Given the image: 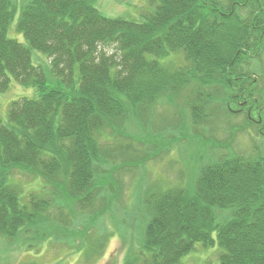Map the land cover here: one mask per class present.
<instances>
[{"label": "trees", "instance_id": "16d2710c", "mask_svg": "<svg viewBox=\"0 0 264 264\" xmlns=\"http://www.w3.org/2000/svg\"><path fill=\"white\" fill-rule=\"evenodd\" d=\"M145 7L135 21L107 17L89 0H29L15 23L24 44L7 36L15 9L0 0V95L12 80L36 91L11 101L0 121V237L15 242L28 229L38 237L31 228L47 221L57 198L92 222L109 214L121 194L114 172L140 162L136 142L115 128L151 125L154 107L177 108L176 97L189 119L176 113L162 129L178 118L184 128L207 125L220 101L247 110L245 123L264 137V107L242 70L264 49V0H146ZM31 51L46 56L55 86ZM178 54L184 64L161 61ZM17 171L41 179L51 197H21ZM149 196L141 242L123 264H178L196 242L217 243L218 264H264V155L209 159L190 188ZM97 243L86 247L87 261Z\"/></svg>", "mask_w": 264, "mask_h": 264}, {"label": "rangeland", "instance_id": "374dc122", "mask_svg": "<svg viewBox=\"0 0 264 264\" xmlns=\"http://www.w3.org/2000/svg\"><path fill=\"white\" fill-rule=\"evenodd\" d=\"M28 1L10 0L15 14L7 29L9 38L24 44L25 39L16 31L15 23L21 7ZM89 1L107 17L123 16L135 21L141 20V8H146V0ZM31 59L33 65L41 67L47 83L55 86L56 79L46 56L31 51ZM254 59L242 67V70L253 77V98L259 99L261 107H264V49ZM161 61L174 65L184 64L180 54L170 55ZM35 96L34 88L22 86L12 80L7 90L0 95V121L6 120L11 101ZM174 101L177 108L166 103L154 107L156 116L151 125L135 121L136 124H122L121 130L115 128L117 137L136 142L133 148L138 149L135 155L139 156L140 162H128L130 165L125 170L114 172V181L120 183L121 194L109 214L92 222L91 217L85 214L86 211L83 213L76 206L72 207L65 198H57L60 204L57 205L54 201L55 205L44 214L47 221H39L31 228L38 233V237L29 229L15 242L0 237V264H123L128 254L136 250L141 242L145 223L149 219L146 201L151 193L174 186L190 188L199 169L209 159L219 161L234 156L256 158L264 155V137L257 133L255 125L245 123L244 113H248L247 110L238 112V107L233 103L229 104L228 110L220 101L210 104L212 106L208 113L213 116L207 125L191 127L186 123L184 128L182 124L179 125L178 118L176 124L170 123V126L168 124L162 129L164 122L177 119L174 116L176 113H183V117L189 119L184 102L177 97ZM252 106L254 110L255 106ZM257 111L261 113L260 110ZM257 111H251L253 116L257 115ZM222 113L240 114L226 117ZM105 132L108 135L109 131ZM110 138L101 139L102 144L109 146L106 142H110ZM146 157L148 159L145 161ZM13 177L16 183H20L21 197L25 194L27 196L31 191L43 197H51L49 191L42 187L41 179L36 177L32 180L31 175L21 171H17ZM221 213L226 216L228 214L226 210ZM212 237L215 238V235ZM94 241L99 243L96 251L90 250L92 254L87 261L86 247L90 249ZM221 252L217 243L203 246L196 242L193 250L181 257L178 264H218Z\"/></svg>", "mask_w": 264, "mask_h": 264}]
</instances>
